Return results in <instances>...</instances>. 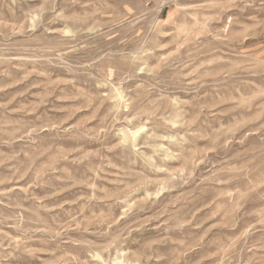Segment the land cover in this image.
I'll return each instance as SVG.
<instances>
[{
	"label": "rangeland",
	"instance_id": "1",
	"mask_svg": "<svg viewBox=\"0 0 264 264\" xmlns=\"http://www.w3.org/2000/svg\"><path fill=\"white\" fill-rule=\"evenodd\" d=\"M0 264H264V0H0Z\"/></svg>",
	"mask_w": 264,
	"mask_h": 264
}]
</instances>
